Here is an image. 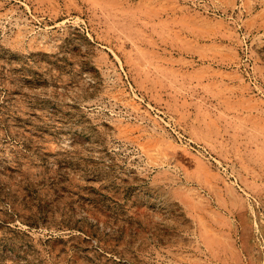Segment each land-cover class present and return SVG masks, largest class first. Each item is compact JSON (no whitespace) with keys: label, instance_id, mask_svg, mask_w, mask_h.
I'll list each match as a JSON object with an SVG mask.
<instances>
[{"label":"rangeland","instance_id":"rangeland-1","mask_svg":"<svg viewBox=\"0 0 264 264\" xmlns=\"http://www.w3.org/2000/svg\"><path fill=\"white\" fill-rule=\"evenodd\" d=\"M0 264H264V0H0Z\"/></svg>","mask_w":264,"mask_h":264}]
</instances>
